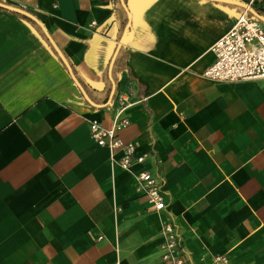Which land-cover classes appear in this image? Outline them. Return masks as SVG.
<instances>
[{"label": "crops", "instance_id": "obj_1", "mask_svg": "<svg viewBox=\"0 0 264 264\" xmlns=\"http://www.w3.org/2000/svg\"><path fill=\"white\" fill-rule=\"evenodd\" d=\"M32 19L46 39L25 19ZM264 0H0V264H162L171 221L195 264H264V79L202 77ZM165 181L154 212L89 133ZM120 209L117 211V209Z\"/></svg>", "mask_w": 264, "mask_h": 264}, {"label": "built area", "instance_id": "obj_2", "mask_svg": "<svg viewBox=\"0 0 264 264\" xmlns=\"http://www.w3.org/2000/svg\"><path fill=\"white\" fill-rule=\"evenodd\" d=\"M215 58L213 63L204 69L202 77L213 82L234 83L243 80L264 79V26L256 19L242 13L230 30L219 38L211 47ZM110 128L98 121H90L89 133L100 146L108 147L112 157L118 152L120 169L131 173L138 189L142 192L154 212L166 207L165 181L147 169L133 171L137 164H143L146 154H138L137 143H125L118 132L129 124L121 113L128 106L124 97ZM120 209L118 208L117 211ZM160 259L162 264H195L190 260L181 246L179 233L171 221L161 226ZM202 264H229L227 255H213Z\"/></svg>", "mask_w": 264, "mask_h": 264}, {"label": "trees", "instance_id": "obj_3", "mask_svg": "<svg viewBox=\"0 0 264 264\" xmlns=\"http://www.w3.org/2000/svg\"><path fill=\"white\" fill-rule=\"evenodd\" d=\"M1 9L4 10V11L11 12V13H13V14H15V15H17V16H20L21 18L25 19L26 21H28L29 23H31V24L35 27V29H36V30L42 35V37H43L44 39H46V37H45V35L43 34L42 30L39 28V26H37V24H36L32 19H30L29 17H27V16H25V15H23V14H21V13H18V12H16V11H11V10H8V9H6V8H1ZM257 10H258V12H259L260 14H264V9L259 8V9H257Z\"/></svg>", "mask_w": 264, "mask_h": 264}]
</instances>
